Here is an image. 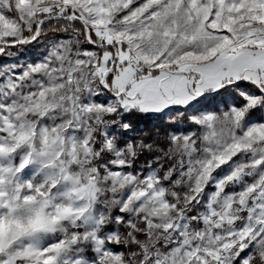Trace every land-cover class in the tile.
Segmentation results:
<instances>
[{
  "label": "snow or ice",
  "instance_id": "6c2138e0",
  "mask_svg": "<svg viewBox=\"0 0 264 264\" xmlns=\"http://www.w3.org/2000/svg\"><path fill=\"white\" fill-rule=\"evenodd\" d=\"M0 56V264H264V0H0Z\"/></svg>",
  "mask_w": 264,
  "mask_h": 264
},
{
  "label": "rangeland",
  "instance_id": "374dc122",
  "mask_svg": "<svg viewBox=\"0 0 264 264\" xmlns=\"http://www.w3.org/2000/svg\"><path fill=\"white\" fill-rule=\"evenodd\" d=\"M51 36V33H49ZM41 46L38 44L26 45L20 48L19 50L14 49L13 51L17 55L21 56V59L26 58L27 56H35L37 52L41 51ZM7 59L4 56H0V61ZM127 121L131 123L132 130L129 131L126 135L132 138H144L146 140L155 139L158 136H162L164 133V125L153 118L151 114H132L126 117ZM146 157L142 156L140 158V164H143V161Z\"/></svg>",
  "mask_w": 264,
  "mask_h": 264
}]
</instances>
